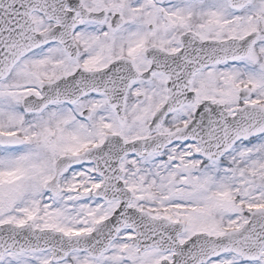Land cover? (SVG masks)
<instances>
[{
    "label": "snow or ice",
    "instance_id": "obj_1",
    "mask_svg": "<svg viewBox=\"0 0 264 264\" xmlns=\"http://www.w3.org/2000/svg\"><path fill=\"white\" fill-rule=\"evenodd\" d=\"M0 264H264V0H0Z\"/></svg>",
    "mask_w": 264,
    "mask_h": 264
}]
</instances>
